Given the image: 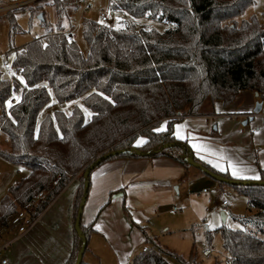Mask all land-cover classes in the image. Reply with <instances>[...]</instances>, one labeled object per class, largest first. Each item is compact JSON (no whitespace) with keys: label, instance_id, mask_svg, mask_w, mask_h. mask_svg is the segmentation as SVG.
Returning a JSON list of instances; mask_svg holds the SVG:
<instances>
[{"label":"trees","instance_id":"trees-1","mask_svg":"<svg viewBox=\"0 0 264 264\" xmlns=\"http://www.w3.org/2000/svg\"><path fill=\"white\" fill-rule=\"evenodd\" d=\"M253 2L109 0V9L122 15V25L84 17L87 53L62 33L74 27L81 0H36L2 16L13 34L19 31L17 12L27 10L32 18L42 13L39 21L46 33L16 48L10 61L16 76L0 72V140L7 145H0V155L28 169L0 200V239L14 229L12 216L38 192L45 190L46 198L30 210L33 220L79 177L76 220L84 172L107 151L134 149L101 163L118 157L169 156L191 165L185 161L191 156L195 160L190 145L174 133L180 117L213 114L217 100L228 105L243 89L264 94V24L255 16L242 18ZM48 7L53 9V22L46 19ZM142 17L169 27L162 32L142 27L136 23ZM14 95L18 100L9 105ZM75 100L84 108L75 104L69 112L57 108L44 113L52 104ZM148 151L156 152L140 154ZM260 174L264 180V169ZM231 186L246 197L249 212L237 218L243 228L218 229L229 254L226 264H264V185ZM81 227L88 241L92 228L83 223ZM81 244L74 229L73 248L64 264H75ZM167 255L182 264H199L194 251L186 260L155 241L128 264H170ZM81 264L90 263L83 256Z\"/></svg>","mask_w":264,"mask_h":264},{"label":"crops","instance_id":"crops-1","mask_svg":"<svg viewBox=\"0 0 264 264\" xmlns=\"http://www.w3.org/2000/svg\"><path fill=\"white\" fill-rule=\"evenodd\" d=\"M259 102L261 110L255 112ZM213 107V114L180 117L175 136L188 142L195 161L234 179L260 180L264 94L243 89L231 104L217 100ZM233 167L239 175H233ZM215 180L169 156L118 157L101 163L91 171L83 209L82 223L92 228L84 259L90 264H128L127 256L134 257L152 241L158 243L163 234L199 231L205 212L215 203H208L212 198L209 187ZM79 186V177L73 178L25 234L18 237L11 229L2 235L1 243H11L2 253L6 264L67 261L74 244V202ZM174 206L178 210L171 213ZM175 215L179 220L165 221Z\"/></svg>","mask_w":264,"mask_h":264},{"label":"rangeland","instance_id":"rangeland-1","mask_svg":"<svg viewBox=\"0 0 264 264\" xmlns=\"http://www.w3.org/2000/svg\"><path fill=\"white\" fill-rule=\"evenodd\" d=\"M21 1L26 0H0V6L12 5ZM89 3L92 6V10L86 13V18L99 20L98 10L104 9L109 14V21L107 23L116 27L122 25L120 22L122 15L112 12L109 9V0H89ZM21 7L22 6H18L11 10ZM9 11L10 10L5 9L0 12V51L5 53L4 58L0 57V72L3 71L4 59L11 62L14 60L16 48L23 46L34 37H40L46 33V28L42 26L37 16L32 18L29 12L24 10L16 13L19 31L17 33L10 34V23L6 17H2ZM79 14L75 24L78 21ZM252 16H255L262 24H264V0H254L253 4L245 11L242 18L248 19ZM46 19L49 22H53L54 20L53 9L50 7L46 8ZM136 23L142 27L155 28L161 32L165 31L169 27V25L165 22L151 20L146 17L137 19ZM75 40L80 49L84 53H87L88 45L84 38L82 21H80L77 25ZM75 104L84 108L81 100H75L68 101L65 105L52 104L50 108L44 111V113L48 111L53 112L57 108L69 112ZM86 110L87 111L85 112H89L88 109ZM86 114V116H89V113ZM161 128H163L162 125ZM0 145L3 148L7 147L2 140H0ZM27 173L28 169L26 167L11 163L0 155V200L8 194L9 189L13 184L20 180L23 176L27 175ZM209 189V195L212 196L215 203L211 206L210 211L205 212L204 222L202 224L201 221L199 222V224H201L200 230L195 232L189 230L187 233L178 232L169 235L163 234L159 237L158 243L162 247L167 248L169 251L176 253L186 260H189L191 253L194 251V253H196V260L199 264H226V251L223 247L222 236L218 232V229L222 226H227L232 229L243 228L242 223L237 218L244 217L248 214V201L237 188L229 184H219L215 180L214 186L209 187ZM223 200H227V205L222 206ZM221 210H224L227 214V218L225 220L222 218ZM163 218L164 217H162V220ZM170 218L173 220H179V216L175 215L174 217H165V221H169ZM207 229L210 234L209 242L206 235ZM208 245L213 247L214 251L210 256H204L203 250ZM166 259L170 264H182L181 261L174 255H167Z\"/></svg>","mask_w":264,"mask_h":264},{"label":"built area","instance_id":"built-area-1","mask_svg":"<svg viewBox=\"0 0 264 264\" xmlns=\"http://www.w3.org/2000/svg\"><path fill=\"white\" fill-rule=\"evenodd\" d=\"M34 1L32 0H26V1H21L19 3L16 4H12V5H7V6H0V12H2L3 10H11L15 7L18 6H23V5H27L30 4ZM92 10V6L89 3V0H81V7H80V14H79V18L77 23L74 25V27L70 28V29H64L62 31V33L68 38V40L72 41L75 40L76 38V28L77 25L80 21L83 20V18L85 17L86 13L90 12ZM99 12V20L102 22H108L109 21V14L106 10L104 9H100L98 10ZM5 53L0 51V57L4 58ZM3 70L7 73V75L14 77L16 76V73L14 72L12 63L9 60L4 59L3 61ZM18 100V96L14 95L13 97H11L8 101L9 105H14ZM204 192H207V189L203 190ZM46 198V191L42 190L40 192H38L36 194V196L31 199L29 201V203L27 204V206L21 210H19L18 212H16L11 220H10V225L17 231L18 237H20L21 235L25 234L30 228L33 227V225L35 224L36 220H33L31 217V212L30 210L34 207H36V205L38 203H40L41 201H43ZM208 203L212 204L213 203V199L209 198L208 199ZM228 202L227 200H223L222 204L226 205ZM210 208L207 207V210H209ZM178 210V208L176 206H174L170 212L174 213ZM10 242L8 243H1L0 244V264H6L7 263V259L4 258L2 256V253L5 249H7V247L10 246ZM147 246L143 247L142 250L146 251L147 250ZM214 251V248L211 247L210 245H208L204 250H203V255L204 256H210L212 254V252ZM226 257L227 260L229 259V254L226 253ZM131 260V258L129 256H127V262L129 263Z\"/></svg>","mask_w":264,"mask_h":264},{"label":"water","instance_id":"water-1","mask_svg":"<svg viewBox=\"0 0 264 264\" xmlns=\"http://www.w3.org/2000/svg\"><path fill=\"white\" fill-rule=\"evenodd\" d=\"M32 1H35V0H32ZM38 20H43V14L42 13L38 14ZM261 107H262V104L260 102L257 103L254 111L259 112L261 110ZM165 146L167 147L168 145H165ZM133 151H134V149H117V150L107 151L106 153H104L101 156H99L98 158H96L94 160V162H92L91 165L85 170V172H84V178H85L84 193H83V197H82V200L80 202V205H79L78 214H77L76 222H75V230L81 235L82 244H81V247L78 251L75 264H81L82 263L83 256H84V253H85V250L87 247V243H88L87 238L82 233L81 224H82L83 209H84V206H85V203L87 200V195L89 192V186H90L89 176L91 174V171L97 165H99L102 161H104L106 159H109V158L115 157V156H119V155L132 154ZM155 152L156 151H148V152H144V153H140V154L144 155V156H149V155H153ZM185 161L188 162L189 164H191L192 166H195V167L199 168L200 170L204 171L205 173H207L212 178L219 180L223 183H227V184H231V185H264V180H240V179L226 178L224 176L218 175V174L210 171L209 169H207L203 164L195 161L193 156L185 158ZM222 218H223V220L226 219V213L224 211L222 212Z\"/></svg>","mask_w":264,"mask_h":264},{"label":"snow or ice","instance_id":"snow-or-ice-1","mask_svg":"<svg viewBox=\"0 0 264 264\" xmlns=\"http://www.w3.org/2000/svg\"><path fill=\"white\" fill-rule=\"evenodd\" d=\"M180 127V126H177ZM160 129H157V131H159ZM143 142V138H141L140 140H138V143H142ZM233 175H239V172L235 169V167H233Z\"/></svg>","mask_w":264,"mask_h":264}]
</instances>
